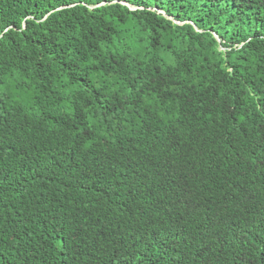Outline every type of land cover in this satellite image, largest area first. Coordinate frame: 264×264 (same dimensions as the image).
Wrapping results in <instances>:
<instances>
[{"label": "trees", "instance_id": "1", "mask_svg": "<svg viewBox=\"0 0 264 264\" xmlns=\"http://www.w3.org/2000/svg\"><path fill=\"white\" fill-rule=\"evenodd\" d=\"M0 264H264V0H0Z\"/></svg>", "mask_w": 264, "mask_h": 264}, {"label": "rangeland", "instance_id": "2", "mask_svg": "<svg viewBox=\"0 0 264 264\" xmlns=\"http://www.w3.org/2000/svg\"><path fill=\"white\" fill-rule=\"evenodd\" d=\"M131 9H133V7H130Z\"/></svg>", "mask_w": 264, "mask_h": 264}]
</instances>
